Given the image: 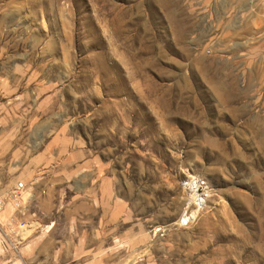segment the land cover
<instances>
[{"label": "rangeland", "instance_id": "rangeland-1", "mask_svg": "<svg viewBox=\"0 0 264 264\" xmlns=\"http://www.w3.org/2000/svg\"><path fill=\"white\" fill-rule=\"evenodd\" d=\"M0 264H264V0H0Z\"/></svg>", "mask_w": 264, "mask_h": 264}, {"label": "bare ground", "instance_id": "bare-ground-1", "mask_svg": "<svg viewBox=\"0 0 264 264\" xmlns=\"http://www.w3.org/2000/svg\"><path fill=\"white\" fill-rule=\"evenodd\" d=\"M188 190L191 193V199L194 201V203H192V205L190 206L189 214L186 213L184 215V222L188 223L189 221H191L193 218H195V215L197 214V211L192 213L191 208L194 207L195 209H199L202 205L203 200L200 198V196L198 195V191H199V185L197 184L196 181H192L190 183L187 184ZM191 203V202H190Z\"/></svg>", "mask_w": 264, "mask_h": 264}, {"label": "built area", "instance_id": "built-area-1", "mask_svg": "<svg viewBox=\"0 0 264 264\" xmlns=\"http://www.w3.org/2000/svg\"><path fill=\"white\" fill-rule=\"evenodd\" d=\"M23 187V185L22 184H19V187L17 188V190H20V188H22ZM199 188H200V186H199ZM200 196V195H199ZM200 198L202 199V197L200 196Z\"/></svg>", "mask_w": 264, "mask_h": 264}]
</instances>
